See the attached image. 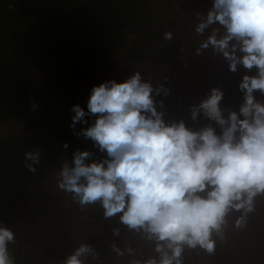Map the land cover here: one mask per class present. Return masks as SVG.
Here are the masks:
<instances>
[{"label":"clouds","instance_id":"obj_1","mask_svg":"<svg viewBox=\"0 0 264 264\" xmlns=\"http://www.w3.org/2000/svg\"><path fill=\"white\" fill-rule=\"evenodd\" d=\"M195 18L198 36L211 29L196 55L211 49L231 72L243 66L251 73L239 83V111L222 107L225 93L214 87L190 106L191 119L198 122L202 115L205 125L166 121L157 107L163 109L164 102L156 96L170 89L154 87L141 71L124 82L94 86L87 111L79 104L71 108L73 130L96 117L76 135L106 156L76 149L55 174L57 187L81 211L98 205L104 219L118 218L128 232L154 245L155 254L145 258L113 241L112 251L131 257L129 264H185L188 251L215 255L227 243L229 228L245 230L264 198V0H214L207 15L198 12ZM162 39L171 42L174 33L165 31ZM41 156L39 149L25 152L23 166L35 174ZM121 231L112 230L116 237ZM15 243L14 230L0 221V264H16L10 247ZM99 256L91 244L81 243L61 264H88Z\"/></svg>","mask_w":264,"mask_h":264},{"label":"trees","instance_id":"obj_2","mask_svg":"<svg viewBox=\"0 0 264 264\" xmlns=\"http://www.w3.org/2000/svg\"><path fill=\"white\" fill-rule=\"evenodd\" d=\"M167 1L0 0V221L16 233V243L10 246L16 264H61L75 249L68 244H50L40 248V252L43 240L29 237L27 218L23 215L35 190L58 170L64 159L71 160L76 149L91 150L97 159H102L90 139L76 135L91 126L96 117H86L88 124L77 123L73 130L71 108L79 104L87 111L91 89L115 74L113 59L118 56L124 55L121 71L134 73L155 55L160 56L157 63L176 66L178 47L195 50L191 45L192 32L187 36L189 40L179 37L182 42L176 38L171 42L162 39L164 30L156 25L160 17L156 14L160 15V7ZM208 10L202 14L207 15ZM167 26H174V22ZM148 45L154 51L144 47ZM174 73L178 74L176 69ZM227 79L230 81L219 87L235 92L240 107L243 94L237 89L239 84H233V78ZM166 82L165 88L170 91L156 96L157 102H164L163 109L157 104L158 110L166 113L177 103L179 107L189 104L188 97L174 102L178 90L173 88L171 78ZM188 93L187 87L185 97ZM33 103L38 109L32 110ZM190 127L199 128L200 124ZM64 143L69 145L67 150ZM37 149L42 156L33 174L23 166L24 153ZM94 210L93 216L86 212L83 218L90 216L105 223L117 220L122 226L118 218L104 219L102 209ZM97 234L88 243L100 253L99 258L105 259L106 249L101 245L105 234ZM60 236L65 244L66 234ZM20 244L24 246L18 247ZM28 247H36L39 252L36 249L31 254Z\"/></svg>","mask_w":264,"mask_h":264},{"label":"rangeland","instance_id":"obj_3","mask_svg":"<svg viewBox=\"0 0 264 264\" xmlns=\"http://www.w3.org/2000/svg\"><path fill=\"white\" fill-rule=\"evenodd\" d=\"M213 2L214 0H169L165 6L160 7V15L155 13L157 16H160L157 21L159 24L156 23L159 28H163L164 32H173L174 37L179 42H182V40H179L181 36H185L189 40L187 36H190V32H192V35L194 34L193 41L191 42L192 49L196 47L192 51L188 49L184 50L186 46L178 47V51L175 54V59L177 60L176 66H172L169 63H157L156 61L160 59V56L155 55L151 61L145 62L144 65L138 67L137 71H141L144 80H151L154 87L159 86V84H164L167 87L168 82L166 80L171 78L175 83L172 85L173 88L178 90L176 92L177 97L173 96L175 97L174 102H177L179 99L180 101H185L188 97L189 104L179 107L177 103L175 105L176 108L167 110L165 113L166 121H179L183 119L189 127L193 123H199L200 127L205 125L208 121L202 115L198 122H194L191 119V114L187 115L190 106L199 104L215 86L219 87L221 83L230 81L227 78H233V84H239L243 75L247 73V70L243 66L240 67V71L237 73L231 72L228 62L222 56L215 55L211 49L205 50L201 55L195 54L200 42L211 31L209 29L205 37L198 36L195 33L194 26L198 22L195 18L196 13H202L205 9H210ZM172 21L174 22V26H167V23ZM188 29L190 31L185 35V31ZM183 39V42H185L186 39L184 37ZM144 47H148V49L154 51L153 46L148 45ZM113 63L116 64L115 74L113 73L105 81L114 79L117 82H124L135 73H123L121 71L123 63L125 64L124 55L114 58ZM175 69L178 74L174 73ZM166 77L167 79H165ZM185 80L191 81L184 82ZM187 87L190 88V93L185 97L184 89L187 90ZM237 89L239 91V86ZM224 93L222 107L239 111V106L236 102L237 98L234 95L235 92L226 90ZM241 97L243 99V95ZM257 98L261 99L259 93H257ZM101 156L104 158L106 153H101ZM60 169L61 166L39 186L37 191L35 190L32 198L24 206L26 210L23 215L27 218L29 237L35 239L36 236L43 240L41 246L38 248L40 252V248L49 247L51 246L50 244H59L61 247L68 244L72 248H76L81 243H88V240L91 237L93 238L94 235L96 236L98 232V234L107 235L106 237L104 235L101 242V245L106 249L107 254L105 255L107 257L105 259L99 258V261L90 258L88 264H129L131 257L128 255L120 257L112 251L113 241L121 248L131 245L137 250L139 256L145 258L155 254L153 252V244L140 240L139 237L128 232L126 226H120L117 220L105 223L94 221L95 219L92 220L90 216L84 219L83 215L86 212L93 216L94 212H96L94 209L101 208L98 205L89 206L81 211L79 206L72 202L69 194L58 189L55 174ZM61 215L63 217H60ZM116 227L122 229L119 237L114 236L112 232ZM61 233L66 234L65 238L68 239L65 244L61 242ZM78 238L82 239L81 242ZM25 240L26 238L23 241ZM148 244L150 248L147 246ZM97 245H100V243L95 246ZM21 246H24V244H20L18 247ZM36 249V247H33L27 249V251L33 254ZM38 249L37 253L39 252ZM185 264H264V198H261L258 202L257 211L251 217L245 230L235 231L229 228L227 243H220L215 255L210 256L203 252L188 251L185 254Z\"/></svg>","mask_w":264,"mask_h":264}]
</instances>
